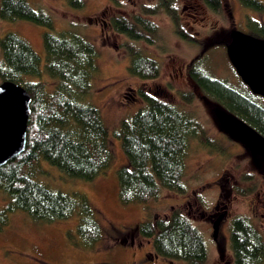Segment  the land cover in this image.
I'll use <instances>...</instances> for the list:
<instances>
[{"label":"trees","instance_id":"1","mask_svg":"<svg viewBox=\"0 0 264 264\" xmlns=\"http://www.w3.org/2000/svg\"><path fill=\"white\" fill-rule=\"evenodd\" d=\"M246 8L264 12L261 0H238ZM214 12L223 7V0H203ZM73 7H84L83 0H68ZM160 10L171 16L177 33L186 38L178 24L174 0H160L157 6H144L131 18L115 16L112 29L126 36L129 73L142 81H155L161 75L159 63L136 45L139 41L154 44L158 25L150 18ZM0 20H25L49 29L43 34L46 60L16 33L0 37V82L12 81L31 95L26 149L0 167V193L8 201L0 208V231L17 211L35 221L53 223L77 217L74 231H68L71 244L93 250L105 239L99 215L83 193L53 190L37 181L43 161L69 177L93 180L105 173L113 162L110 131L100 110L85 104L84 97L92 89L98 71V51L94 44L76 30L59 33L52 14L34 9L27 0H0ZM252 30L264 38V23L249 20ZM250 25V26H251ZM189 75L195 84L227 111L246 121L264 136V105L261 96L249 88L238 89L225 80L208 74L193 61ZM43 78H50L48 84ZM145 102L130 118L112 131L121 143L126 162L117 171L118 198L123 205L157 201L163 191L178 195L187 193L184 182L185 161L189 143L197 138L210 146L202 126L175 105L140 90ZM243 193L242 190H237ZM149 213V210H148ZM150 214V213H149ZM149 240L154 255L184 264H208L206 241L180 206L165 213L150 214L133 230ZM123 242L126 240L122 239ZM233 264H264V235L248 216L238 215L230 226Z\"/></svg>","mask_w":264,"mask_h":264},{"label":"rangeland","instance_id":"2","mask_svg":"<svg viewBox=\"0 0 264 264\" xmlns=\"http://www.w3.org/2000/svg\"><path fill=\"white\" fill-rule=\"evenodd\" d=\"M83 1L84 7L77 8L68 0H27L34 9L52 14L54 28L50 31L76 30L96 47L98 71L90 93L82 102L100 110L110 131L109 146L114 159L105 173L90 181L69 177L43 161L37 181L53 190L85 194L99 215L105 239L95 249L84 250L72 245L67 235L68 231H74L77 217L48 223L17 211L0 231V264H184L154 255L152 243L133 231L150 214L168 212L173 206L183 208L203 235L208 245V264H233L230 226L234 217L248 216L264 235V173L253 167L243 144L223 134L215 118L218 103L195 84L189 70L196 61L213 77L246 89L229 61L222 36L236 28L260 37L248 21L264 23V12L243 7L238 0H223L221 11L216 13L203 0H198L202 8L194 17L191 8L194 0H174L178 24L186 38L177 33L165 11L150 16L158 25L156 41L154 44L139 41L136 45L144 55L159 63L161 75L155 81H142L128 71L130 60L125 46L128 39L115 32L110 22L115 16L131 18L141 13L144 6L159 5L160 0ZM48 30L25 20H0V37L8 32L21 36L41 57L42 67L46 60L43 34ZM43 80L54 83L50 78ZM141 89L190 115L202 126L210 142L207 146L192 138L185 161L187 193L163 191L157 201L149 203L150 214L142 204L123 205L119 201L117 171L125 164L126 157L120 141L111 134L122 120L144 107ZM259 101L264 105V97ZM237 190L248 194L241 195ZM7 201V196L0 193V208ZM218 201L227 204L229 213L215 241L212 222L201 216V211L215 214Z\"/></svg>","mask_w":264,"mask_h":264},{"label":"water","instance_id":"3","mask_svg":"<svg viewBox=\"0 0 264 264\" xmlns=\"http://www.w3.org/2000/svg\"><path fill=\"white\" fill-rule=\"evenodd\" d=\"M229 38L225 47L230 63L249 90L264 97V38L236 28L229 32ZM31 100L20 84L0 82V167L26 149ZM215 118L232 140L243 144L253 157L264 159V136L260 132L222 106L215 108ZM224 218L225 212L212 223L215 241Z\"/></svg>","mask_w":264,"mask_h":264},{"label":"flooded vegetation","instance_id":"4","mask_svg":"<svg viewBox=\"0 0 264 264\" xmlns=\"http://www.w3.org/2000/svg\"><path fill=\"white\" fill-rule=\"evenodd\" d=\"M194 4H191V8L194 10V17H197L198 13H200V11L198 9H201L202 6L200 4V2L198 0H194L193 1ZM222 38L224 39V45L225 43H227L229 41V32L227 34H224V36H222ZM223 134L225 136L228 137L227 134H225L223 132ZM230 138V137H229ZM234 141V140H233ZM238 143V142H237ZM239 144V143H238ZM241 144V143H240ZM242 145V144H241ZM249 152V151H248ZM249 160L252 161L254 163L253 167L258 169V170H261L263 173H264V159L263 158H259V157H253L250 152H249ZM225 175V174H224ZM220 187L222 188L223 186L220 185ZM215 211L216 213L215 214H206L205 211H201V216L205 217L207 220H209L210 222L213 223V221L223 212H225V218L228 216V209H227V204L224 202H221V201H218L216 204H215ZM224 218V219H225ZM223 223V222H222ZM222 226V225H221ZM220 232H221V229H220ZM220 232H219V235H220ZM148 257L151 258V254H148Z\"/></svg>","mask_w":264,"mask_h":264}]
</instances>
